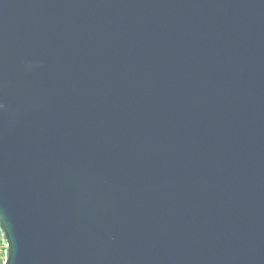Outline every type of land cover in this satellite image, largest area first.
Here are the masks:
<instances>
[{"label":"water","instance_id":"95a60500","mask_svg":"<svg viewBox=\"0 0 264 264\" xmlns=\"http://www.w3.org/2000/svg\"><path fill=\"white\" fill-rule=\"evenodd\" d=\"M1 264H264V0H0Z\"/></svg>","mask_w":264,"mask_h":264},{"label":"rangeland","instance_id":"374dc122","mask_svg":"<svg viewBox=\"0 0 264 264\" xmlns=\"http://www.w3.org/2000/svg\"><path fill=\"white\" fill-rule=\"evenodd\" d=\"M0 260H5V246L3 243H0Z\"/></svg>","mask_w":264,"mask_h":264},{"label":"trees","instance_id":"16d2710c","mask_svg":"<svg viewBox=\"0 0 264 264\" xmlns=\"http://www.w3.org/2000/svg\"><path fill=\"white\" fill-rule=\"evenodd\" d=\"M0 243H2V240L0 239ZM3 262V260H0V264Z\"/></svg>","mask_w":264,"mask_h":264}]
</instances>
